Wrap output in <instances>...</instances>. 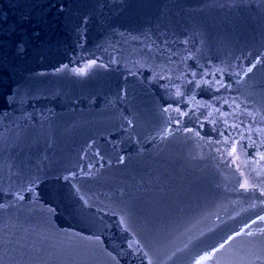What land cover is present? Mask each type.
Wrapping results in <instances>:
<instances>
[{"label": "water", "instance_id": "obj_1", "mask_svg": "<svg viewBox=\"0 0 264 264\" xmlns=\"http://www.w3.org/2000/svg\"><path fill=\"white\" fill-rule=\"evenodd\" d=\"M0 264H264V0H0Z\"/></svg>", "mask_w": 264, "mask_h": 264}, {"label": "snow or ice", "instance_id": "obj_2", "mask_svg": "<svg viewBox=\"0 0 264 264\" xmlns=\"http://www.w3.org/2000/svg\"><path fill=\"white\" fill-rule=\"evenodd\" d=\"M204 259H207V257H205Z\"/></svg>", "mask_w": 264, "mask_h": 264}]
</instances>
